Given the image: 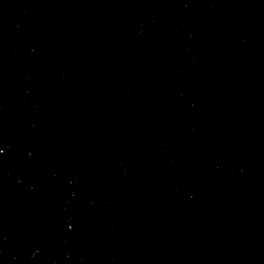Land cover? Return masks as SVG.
I'll use <instances>...</instances> for the list:
<instances>
[{
  "label": "water",
  "instance_id": "95a60500",
  "mask_svg": "<svg viewBox=\"0 0 264 264\" xmlns=\"http://www.w3.org/2000/svg\"><path fill=\"white\" fill-rule=\"evenodd\" d=\"M0 264H264V0H0Z\"/></svg>",
  "mask_w": 264,
  "mask_h": 264
},
{
  "label": "snow or ice",
  "instance_id": "6c2138e0",
  "mask_svg": "<svg viewBox=\"0 0 264 264\" xmlns=\"http://www.w3.org/2000/svg\"><path fill=\"white\" fill-rule=\"evenodd\" d=\"M4 151V149L3 148H0V152H3Z\"/></svg>",
  "mask_w": 264,
  "mask_h": 264
}]
</instances>
